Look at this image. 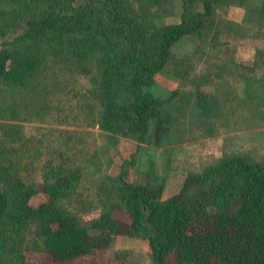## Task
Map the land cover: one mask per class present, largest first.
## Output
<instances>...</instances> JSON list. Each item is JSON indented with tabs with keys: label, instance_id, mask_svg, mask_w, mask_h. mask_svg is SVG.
<instances>
[{
	"label": "trees",
	"instance_id": "1",
	"mask_svg": "<svg viewBox=\"0 0 264 264\" xmlns=\"http://www.w3.org/2000/svg\"><path fill=\"white\" fill-rule=\"evenodd\" d=\"M75 1L0 0V15L9 6L23 25L24 33L17 39H28L37 48L24 53L2 47L0 80L24 84L39 71L40 48L46 43L71 69L89 75L88 58L96 45L102 71L94 86L102 106L100 126L138 140H145L152 130L155 142L162 144L171 120L162 112L166 100L146 88L172 58L177 41L186 35L202 37L213 27V9L220 0H183L181 21L160 25L146 12L166 0ZM260 12L264 15V3ZM176 96L174 91L167 101ZM197 105L207 109L204 95ZM70 178L36 190L0 165V264L10 259L38 264L36 253L48 254L58 264H105L106 256L99 258V251L108 250L122 235L148 240L154 264H264V166L259 163L242 156L222 160L189 174L181 190L167 198L164 178L155 173L144 184L119 175L117 191L123 205L118 209L126 219L111 206L89 225L60 203L71 187ZM192 186L196 189L189 195ZM40 193L45 197L35 203ZM3 222L17 233L34 224L44 240L42 248L29 253L16 237L5 235Z\"/></svg>",
	"mask_w": 264,
	"mask_h": 264
},
{
	"label": "rangeland",
	"instance_id": "2",
	"mask_svg": "<svg viewBox=\"0 0 264 264\" xmlns=\"http://www.w3.org/2000/svg\"><path fill=\"white\" fill-rule=\"evenodd\" d=\"M263 3L220 0L213 9V27L202 37L186 35L172 46V58L146 88L166 100L162 112L171 120L162 144L155 142L152 130L145 140H138L113 135L100 126L102 106L94 86L102 71L96 45L87 75L71 69L46 43L40 48L39 71L24 84L0 80V165L36 190L71 177L60 203L86 225L111 206L126 219L118 209L123 205L117 191L119 175L144 184L155 173L164 178V193L172 195L189 174L222 160L242 156L264 166ZM183 7V0H166L160 7H149L146 15L159 25L177 23ZM5 9L0 15V49L37 52L30 40L17 39L24 33L23 25L11 7ZM174 91L176 98L167 101ZM200 95L205 96L207 109L197 105ZM195 189L190 187L187 194ZM44 197L40 193L34 202ZM1 230L16 237L29 253L44 244L34 224L17 233L3 222ZM113 244L114 240L108 250H100L99 258L106 256L105 264H128L136 251ZM34 256L38 264H58L48 254ZM8 264L17 262L10 259Z\"/></svg>",
	"mask_w": 264,
	"mask_h": 264
},
{
	"label": "crops",
	"instance_id": "3",
	"mask_svg": "<svg viewBox=\"0 0 264 264\" xmlns=\"http://www.w3.org/2000/svg\"><path fill=\"white\" fill-rule=\"evenodd\" d=\"M158 173V172H157ZM159 174V173H158ZM167 188V187H166ZM170 195L163 194V198H167ZM129 247L136 251L133 253L132 259L128 264H154L153 254L149 246L148 240L143 241L141 238L137 237H126V236H116L114 238L113 248H125ZM113 256L116 255V252L112 250ZM124 253V252H123ZM127 254L124 253V256ZM123 256V257H124Z\"/></svg>",
	"mask_w": 264,
	"mask_h": 264
}]
</instances>
